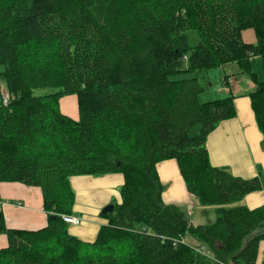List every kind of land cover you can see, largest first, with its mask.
I'll use <instances>...</instances> for the list:
<instances>
[{
    "label": "trees",
    "instance_id": "obj_1",
    "mask_svg": "<svg viewBox=\"0 0 264 264\" xmlns=\"http://www.w3.org/2000/svg\"><path fill=\"white\" fill-rule=\"evenodd\" d=\"M248 28L256 43L244 41ZM256 57L264 72V0H0V79L10 95L5 104L0 84V184L41 187L58 215L28 230L9 228L0 210L9 241L0 264H256L264 208L243 201L264 183L214 166L206 144L236 116L235 96L202 101L203 80L174 78L238 62L256 83L264 136ZM40 87L52 91L35 95ZM66 94L77 95V119L59 108ZM169 159L191 194L217 205L214 222L194 224L192 212L164 201L158 165ZM113 173L124 178L120 202L102 213L93 240L74 235L62 217L76 202L71 177Z\"/></svg>",
    "mask_w": 264,
    "mask_h": 264
},
{
    "label": "crops",
    "instance_id": "obj_2",
    "mask_svg": "<svg viewBox=\"0 0 264 264\" xmlns=\"http://www.w3.org/2000/svg\"><path fill=\"white\" fill-rule=\"evenodd\" d=\"M242 36L245 42H257V35L253 28L244 30ZM258 60L260 57L254 58L253 70L262 80L264 72L261 78L262 74L258 72L260 71ZM234 63L239 64L236 61ZM235 65L234 67L223 65L224 73L220 76L221 85L219 84L221 92L211 96L213 98L203 97V101H206L233 95L237 109L236 116L221 121L208 135L206 144L214 166L226 168L244 179L259 177L264 183V136L259 129L250 96L256 89V83L251 77L236 76L241 66L236 65L235 67ZM232 71L236 72L232 73ZM178 169L174 159L160 162L158 165L164 184L163 199L166 203L179 204L192 200L191 193L182 181L183 177L181 173V176L179 175L180 170ZM123 182L124 178L120 173L71 177L72 186L73 184L77 186L75 189L78 201L74 205L78 213L73 210L72 214L82 217L80 224H71L70 230L74 235L86 240H93L96 237L100 225L106 222L102 216L103 212L99 209L114 203L111 189L117 190ZM117 199L120 202L121 196L119 195ZM243 202L250 208H264V188L248 193ZM0 210L4 213L6 225L9 228L28 230H37L47 226L49 219L54 215H50L44 207L42 188L22 182H2L0 184ZM8 244V235L0 233V249L7 247ZM256 264H264V240L261 243V251Z\"/></svg>",
    "mask_w": 264,
    "mask_h": 264
},
{
    "label": "rangeland",
    "instance_id": "obj_3",
    "mask_svg": "<svg viewBox=\"0 0 264 264\" xmlns=\"http://www.w3.org/2000/svg\"><path fill=\"white\" fill-rule=\"evenodd\" d=\"M189 33H190L191 43L192 44L197 43L198 39H196V40L194 39L195 32L190 31ZM258 62H259V65H260V68H259L260 71H258V72L260 74H262L263 73V66H262L263 64H262L261 58H260V60H258ZM252 64H255L254 60H253ZM234 65H235L234 62L233 63L229 62V63H226L224 66L234 67ZM236 65L239 66L240 64H236ZM236 65H235V67H236ZM254 67H255V65H254ZM233 72H236V71H232V73ZM223 73H224L223 66H220V67H215V68L202 70V71L195 72V73L178 74V75H175L174 78H176V79H184V78H192L194 76H198L201 80H203L207 84V86H206V88H207L206 91L207 92L205 93V91H203L202 93H205V94H201V96H200V99L203 101L204 100L203 97L213 98L211 96H214L215 93L221 92L220 91V85H221L220 84V76ZM243 75H245L246 77H250V75L248 73H246V72H243L242 68H241L240 72L236 73V76L239 77V76H243ZM262 77H263V74L261 75V78ZM4 82H5L4 80L0 79V84L2 86V91L5 90V83ZM51 91H52L51 88L40 87V88H36L34 90V94L35 95H44V94H47V93H49ZM59 108H60V110L62 112H65V113L69 114L70 116H72L74 118H78L80 116L79 106H78V99H77V95L76 94H66L63 97H61V99H60V107ZM200 131H201V125L200 124H196L191 129L190 134L193 136V135H196V134L200 133ZM178 171H179V169H178ZM179 175H180V172H179ZM182 181H184L183 178H182ZM72 183H73V181H72ZM184 184L186 186L185 181H184ZM75 186L73 184L74 190H75V192L77 194V190H76L77 186L76 187ZM166 186H167V184H166ZM121 187L122 186L119 185L117 190L115 188L111 189V196L113 197V202H114V203H111V204H115V203L118 202L117 198L120 195ZM186 188H187V186H186ZM191 196H192V200H189L187 203H179L178 205L181 206L182 208H184L188 213H190L189 210H191V212H192V214L190 213L191 214V219L194 221V224H201V223L202 224H206V223L214 222L216 220V218H217V213H216L217 205H203L196 196H194L193 194H191ZM77 202L78 201L76 200V204H77ZM190 203H193V207L192 208H189ZM105 207H103V209ZM103 209H99V211L103 212ZM73 210H74L75 213H78V210L76 208H74ZM67 215H72V213L67 214ZM69 226L71 227L70 224H69ZM186 238H187V241L191 242L193 245H199L201 243V240L199 238H197L196 236H194V235L190 234Z\"/></svg>",
    "mask_w": 264,
    "mask_h": 264
},
{
    "label": "built area",
    "instance_id": "obj_4",
    "mask_svg": "<svg viewBox=\"0 0 264 264\" xmlns=\"http://www.w3.org/2000/svg\"><path fill=\"white\" fill-rule=\"evenodd\" d=\"M2 99H3V102L5 104H8L9 101H10V95L8 92L4 91L3 94H2ZM193 207V203H191L189 205V208H192ZM189 212L191 213V210H189ZM62 217L64 219L65 222L69 223V224H74V225H77V224H80L82 222V217L80 215H65V214H62ZM182 241H185L184 237H182Z\"/></svg>",
    "mask_w": 264,
    "mask_h": 264
},
{
    "label": "water",
    "instance_id": "obj_5",
    "mask_svg": "<svg viewBox=\"0 0 264 264\" xmlns=\"http://www.w3.org/2000/svg\"><path fill=\"white\" fill-rule=\"evenodd\" d=\"M115 208V204H108L104 209H103V214H107V213H111L114 211ZM52 219H57L58 215H52L51 216Z\"/></svg>",
    "mask_w": 264,
    "mask_h": 264
},
{
    "label": "bare ground",
    "instance_id": "obj_6",
    "mask_svg": "<svg viewBox=\"0 0 264 264\" xmlns=\"http://www.w3.org/2000/svg\"><path fill=\"white\" fill-rule=\"evenodd\" d=\"M65 215H67V214H65Z\"/></svg>",
    "mask_w": 264,
    "mask_h": 264
}]
</instances>
